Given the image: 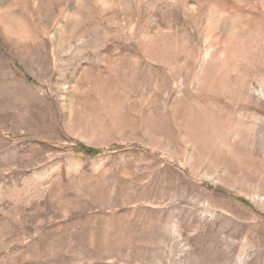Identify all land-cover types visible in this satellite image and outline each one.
I'll use <instances>...</instances> for the list:
<instances>
[{"label":"rangeland","instance_id":"374dc122","mask_svg":"<svg viewBox=\"0 0 264 264\" xmlns=\"http://www.w3.org/2000/svg\"><path fill=\"white\" fill-rule=\"evenodd\" d=\"M0 264H264V0H0Z\"/></svg>","mask_w":264,"mask_h":264},{"label":"trees","instance_id":"16d2710c","mask_svg":"<svg viewBox=\"0 0 264 264\" xmlns=\"http://www.w3.org/2000/svg\"><path fill=\"white\" fill-rule=\"evenodd\" d=\"M82 149H83V152L88 156H96L100 154L98 151H95V150H91L87 148H82Z\"/></svg>","mask_w":264,"mask_h":264}]
</instances>
